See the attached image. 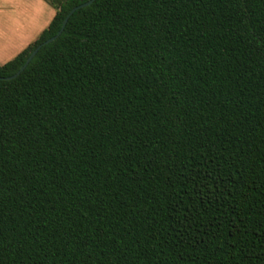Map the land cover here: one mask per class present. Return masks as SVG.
<instances>
[{
	"label": "trees",
	"instance_id": "obj_1",
	"mask_svg": "<svg viewBox=\"0 0 264 264\" xmlns=\"http://www.w3.org/2000/svg\"><path fill=\"white\" fill-rule=\"evenodd\" d=\"M0 64V264H264V0H50Z\"/></svg>",
	"mask_w": 264,
	"mask_h": 264
},
{
	"label": "crops",
	"instance_id": "obj_2",
	"mask_svg": "<svg viewBox=\"0 0 264 264\" xmlns=\"http://www.w3.org/2000/svg\"><path fill=\"white\" fill-rule=\"evenodd\" d=\"M7 1H10L9 4H12L11 0H0V7ZM14 1H17L18 3L16 2V5L19 6H17V14L14 16V29L11 31H17L15 33L5 31L4 29L7 28L0 25V56L7 53V50L4 47L18 45V42H23L21 48L17 50V53L15 54L16 56L20 51L38 38L42 30L49 25L56 13V9L49 7L45 0H26L25 4L26 6H29L31 11H26L25 9L24 11L21 10L23 0ZM29 1L31 2L30 4ZM11 13L15 14V11H11ZM34 24L35 26L37 25V32H34ZM19 29H22V31Z\"/></svg>",
	"mask_w": 264,
	"mask_h": 264
},
{
	"label": "rangeland",
	"instance_id": "obj_3",
	"mask_svg": "<svg viewBox=\"0 0 264 264\" xmlns=\"http://www.w3.org/2000/svg\"><path fill=\"white\" fill-rule=\"evenodd\" d=\"M12 4H9L10 1L5 2L4 4H2V6L0 7V25L6 27L7 29H4L5 31H11L14 29V16L17 14V10L19 5H16L18 2L11 0ZM26 0H23L22 2V7L21 10L24 11V9L26 11H31V9L29 8V6H26L25 4ZM17 2V3H16ZM45 2L47 3V5L49 7H51L52 9H54V5L51 3L50 0H45ZM31 2L29 1V4ZM11 11H15L14 13H11ZM33 27H35L34 32H37V25L35 26V24L33 25ZM22 31V29H19ZM17 30L11 31V33H15ZM23 45V42H18V45H12V46H8V47H4L7 50V53L4 55L0 56V64H3L7 61H9L10 59H12L15 54L17 53V50H19L21 48V46Z\"/></svg>",
	"mask_w": 264,
	"mask_h": 264
},
{
	"label": "water",
	"instance_id": "obj_4",
	"mask_svg": "<svg viewBox=\"0 0 264 264\" xmlns=\"http://www.w3.org/2000/svg\"><path fill=\"white\" fill-rule=\"evenodd\" d=\"M95 0H88V1H85L79 5H77L76 7H74L73 9H71V11L69 12V14L66 16V18L64 19L63 21V24H62V27L61 29L58 31V33L52 37H50L49 39H47L46 41H44L43 43L39 44L33 51L32 53L29 55V57L27 58L26 62L22 65V67L13 75L11 76H8V77H4L6 79H12V78H15L18 74L21 73L22 70H24L26 68V66L30 63V61L32 60V58L36 55V53L38 52V50L44 45V44H47V43H50L52 42L53 40H55L62 32L63 30L65 29V26L69 20V18L72 16V14L78 10L79 8H82V7H86L88 5H90L91 3H93ZM1 78V77H0Z\"/></svg>",
	"mask_w": 264,
	"mask_h": 264
}]
</instances>
